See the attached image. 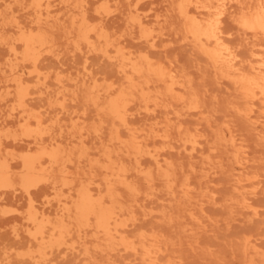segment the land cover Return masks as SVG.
Wrapping results in <instances>:
<instances>
[{"label": "bare ground", "instance_id": "obj_1", "mask_svg": "<svg viewBox=\"0 0 264 264\" xmlns=\"http://www.w3.org/2000/svg\"><path fill=\"white\" fill-rule=\"evenodd\" d=\"M44 1L46 4L49 2L32 0L31 5L40 10ZM54 1L74 12L70 24L51 29L39 26L36 30H25L17 25L18 35L9 44V50L16 62L36 68L38 53L51 47L53 49L56 45L55 35L59 33L72 43L74 49L84 46L105 58L112 66L114 78L89 76L82 84H74L71 90L66 83L57 81L55 89V103L63 114L68 111L67 107L79 104L85 109H94L96 125L85 131L100 139V146L93 152L97 158L90 159L89 165L91 169L101 172L103 179L93 189L81 186L69 199H61L54 219L35 206L29 187L39 183L54 185L53 171L58 165L64 179L73 176L68 170L72 156L81 159L87 149L81 130L76 133L75 141L81 144L76 151L63 146V141L59 139L58 143H41L39 125L42 124V117L27 108L30 99L28 86L24 77L18 74L12 83L15 108L23 121L21 134L30 142L24 152L16 157H8V154L2 156L0 153V186H11L16 178L28 199L25 217L31 245L27 251L17 252L16 257L31 264H44L55 251L72 250L82 256L76 264H94L91 263L92 251L102 255L125 251L142 264H155L163 257H166L167 264H174L169 260L176 245L173 240L159 231L143 230L129 235L122 222L123 216L130 211L129 207L139 197L153 195L158 185L175 208L173 212L160 213L167 223L179 224L184 215L190 220L196 219L189 207L193 202L204 200L205 196L206 201H215L213 192L209 194L195 184V179L203 177V174L198 175L193 167L183 172L174 162L163 157L156 147L150 148L157 139L171 143L170 135L173 133L184 147L196 149L198 145L206 144L207 155L201 153L202 171L213 169L214 172L230 174L233 194L224 199L225 207L246 209L253 216L261 215L264 210L261 212L245 195V187L260 183L256 173L246 171L251 159L246 150L248 144L233 133L228 123L221 126L210 123L205 115L207 110L202 97L186 72L171 61L155 59L147 53L134 52L121 46L101 24L90 22L88 7L83 0H50V4ZM231 7L232 12L229 11ZM172 10L180 23L177 28L180 38L195 50L211 71L213 81L231 86L234 100L225 105V110L250 124L256 123V117H262L259 126L264 127V0H175ZM229 15L233 16L235 29L250 40L246 55L229 43V37L222 27L224 17ZM132 23L137 25L139 37L145 43L152 44L155 36L143 28L142 22L132 20ZM0 40L6 43L5 39ZM18 46L22 48L21 51L17 50ZM83 68L89 70L87 64ZM72 101L73 106L69 104ZM48 103L51 104L52 100ZM137 108L146 113L156 109L164 113L173 112L177 119L183 113L198 114L210 128V137L202 138L197 128L189 130L182 123H174L169 118L136 127L130 116ZM76 117L79 118L78 115ZM152 117L154 119L156 115ZM31 142L33 145H30ZM12 159L16 162L12 163ZM146 162L151 166L146 167ZM16 164L20 167L17 172L13 170ZM60 185H67V182L63 180ZM252 192L256 194L257 190ZM198 196L202 198L195 199ZM89 232L91 240L95 242L92 248L86 246ZM259 235H264V231ZM73 238L82 240L80 249L67 246L69 239ZM241 242L243 254L251 253L252 262L256 258L260 264H264V251L259 249L258 244L248 236ZM5 258L6 261L0 264L8 263L9 256Z\"/></svg>", "mask_w": 264, "mask_h": 264}, {"label": "rangeland", "instance_id": "obj_2", "mask_svg": "<svg viewBox=\"0 0 264 264\" xmlns=\"http://www.w3.org/2000/svg\"><path fill=\"white\" fill-rule=\"evenodd\" d=\"M174 1L83 0V3L88 7L87 15L90 22L96 25L101 24L112 38L119 41L121 46L134 52L147 53L155 59L171 61L173 65L184 70L191 79L193 87L202 97L207 110L205 115L210 123L213 126L228 123L233 133L248 144L246 150L251 159L246 171L256 173V179L260 180V183L245 187V195L262 212L264 210V127L259 126L262 117L255 116L256 123L250 124L225 110V105L234 100L232 88L227 83H215L211 71L195 50L188 42L180 38L177 31L180 23L172 10ZM31 2L32 0H0V39L6 40V43L0 40V144L2 148L0 153L2 156L8 154V157H16L17 154L24 152L27 143L30 142V139L21 134L23 121L15 108L12 87L13 79L21 74L28 86L27 92L30 99L27 108L42 117V124L39 125L42 132L41 143L49 145L58 143L57 139H59L63 141V146L74 148L73 150L76 151L81 146L75 141L76 133L81 130L84 134L86 155L81 159H78L76 155L72 156L73 160L68 167L75 177L70 176L64 179L60 175L58 165L53 171L54 185L39 183L29 187L35 206L49 213L54 219L56 211L60 208L61 199H69L70 195L81 186L93 189L103 179V174L96 169H91L89 165L90 159L97 158L93 152L100 146V139L95 138L93 133L87 134L85 131L96 125L95 111L92 107L85 109L79 104L75 107H67L68 111L63 114L59 105L55 103L57 81L66 83L71 90L75 87L74 84H82L89 76L97 79L102 76L114 78L115 73L105 58L88 51L84 46L74 49L72 43L59 33L55 35L56 45L53 49L51 47L38 53L36 68L23 62H16L9 50V44L18 35L17 25L25 30H36L39 26L43 29H51L58 25H69L74 16L73 11L64 8L58 1L51 4L50 0L47 4L44 1L40 10L34 9ZM232 10L233 7L229 8V11L232 12ZM132 20L141 21L143 28L150 35L155 36L152 44L145 43L139 37L138 27L132 23ZM222 27L229 37V43L241 50L242 55H246L250 40L245 34L235 29L232 15L224 17ZM50 35L52 36L51 32ZM17 50L21 51L22 48L18 46ZM84 64L88 65L89 70L83 68ZM46 86L48 87L44 88ZM49 100H52L51 104L48 103ZM69 104L74 105L73 101ZM154 114L156 117L153 119ZM254 115L257 114L254 113ZM130 118L136 127L148 126L155 121L169 118L174 123H182L189 130L197 128L202 138H208L211 134L210 128L201 116L193 113H183L177 119L173 112L164 113L156 109L154 112L146 113L143 109L137 108ZM31 124L34 128V124ZM170 137L171 143L157 139L150 148L156 147L159 153L164 155L163 157L174 162L183 172L193 167L198 175L203 174L204 176L196 178L194 183L199 184L200 190L209 194L213 192L215 201H206L205 196L204 200L193 202L189 207L192 208L191 211L196 219L190 220L184 215L179 224L167 223L160 213L173 212L175 208L169 196L158 185L153 195L146 198L139 197L129 207V213L123 216L122 222L128 234H138L143 230L163 233L176 243L171 253L173 257L169 259L175 262L174 264H260L256 258L255 261H251L253 256L251 253L245 255L241 252V241L248 236L258 244L260 250L264 251V235H259L264 231V212L259 216H253L246 209L225 207L224 199L233 194L230 174L214 172L213 169L206 172L201 170L203 156L201 153L207 155L206 144L190 149L180 145L175 133ZM30 145L33 143L31 142ZM11 162L15 163L16 160L12 159ZM145 166L151 165L146 162ZM19 168L16 164L13 170L17 172ZM63 180L67 182V185H60ZM254 190H257L256 194L252 192ZM198 198L202 197H195V199ZM27 208V196L21 190L16 178L11 186H0V262H5V257L9 256L7 264H31L20 261L16 257L17 252H25L31 245L26 232ZM91 238L92 235L89 232L86 236V246L90 248L95 245ZM67 244L80 249L82 240L69 239ZM91 256V263L94 264H142L138 258L125 251H113L105 255L92 251ZM81 257L78 251L60 250L50 255L49 261L44 264H76ZM155 264H167L166 257Z\"/></svg>", "mask_w": 264, "mask_h": 264}]
</instances>
